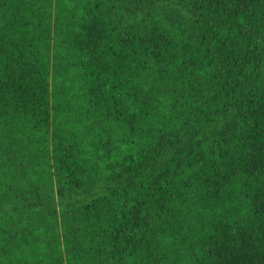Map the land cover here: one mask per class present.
<instances>
[{"label":"trees","instance_id":"obj_1","mask_svg":"<svg viewBox=\"0 0 264 264\" xmlns=\"http://www.w3.org/2000/svg\"><path fill=\"white\" fill-rule=\"evenodd\" d=\"M0 264H264V0H0Z\"/></svg>","mask_w":264,"mask_h":264}]
</instances>
